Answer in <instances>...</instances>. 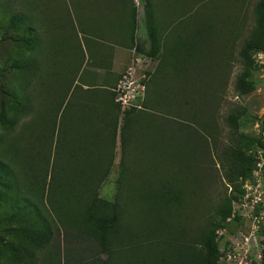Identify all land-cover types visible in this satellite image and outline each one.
I'll return each mask as SVG.
<instances>
[{"label": "trees", "instance_id": "1", "mask_svg": "<svg viewBox=\"0 0 264 264\" xmlns=\"http://www.w3.org/2000/svg\"><path fill=\"white\" fill-rule=\"evenodd\" d=\"M173 1L164 0L162 5L163 25L168 26L160 34L153 20V5L144 0L149 46L139 53L157 58V65L152 78L146 75V98L137 114L130 116L134 108L122 110L120 130L116 103L79 102L78 93L73 99L69 95L66 102H37L33 115L15 133L17 137L10 136L4 143V134L13 131L16 118L26 113L30 104L18 102L14 117L1 120L0 246L4 251L0 252V264L24 258V264H33V252L47 246L54 235L52 229L57 228L63 229L66 241L80 240L75 241V248L66 249L75 264L83 259L98 264L100 254L112 259L117 252L115 243L122 242L119 237L125 232L124 224L130 240L137 235L135 229L142 231L144 264H215L218 252L213 232L223 225L231 201L242 192L241 181L250 176L253 166V160L249 163L231 146L215 153L217 158L232 159L234 180L218 219L203 218L205 191L210 187L206 185L213 178L208 164L212 161L210 148L216 150L215 111L230 71L234 42L236 57L244 66L235 89L239 93L252 89L247 69L252 51L264 50V0L252 4L248 0H181L183 4L177 8ZM244 10L248 19L241 14ZM11 23L24 31L33 30L26 15ZM66 39L57 37L52 49L59 46L58 51L75 58L74 45ZM25 44H30L23 48L26 53L10 65L22 72V78L38 65L32 57L38 39ZM43 46L39 55L42 67ZM81 55H77L76 72ZM152 79L157 81L152 86H160L157 90L149 84ZM96 91L84 90L83 98ZM153 110L161 116L156 117ZM167 115L178 119L171 121ZM238 118L239 112L230 108L223 120L231 129ZM115 133L120 135L121 150L115 191L111 199H103L98 188L111 168ZM244 139L247 144L253 141ZM131 141L145 145L146 153L142 152L140 159L146 166L129 167L126 153L131 158L138 150ZM131 160L134 165V156ZM86 252L98 253L91 256ZM101 264H107L106 260ZM260 264H264V249Z\"/></svg>", "mask_w": 264, "mask_h": 264}, {"label": "rangeland", "instance_id": "2", "mask_svg": "<svg viewBox=\"0 0 264 264\" xmlns=\"http://www.w3.org/2000/svg\"><path fill=\"white\" fill-rule=\"evenodd\" d=\"M149 1L154 9V23L160 29V34H164L165 27L168 26L163 25L165 8L162 5L164 0ZM183 1H173V7H179L180 4H183ZM253 2L255 0H248L249 4ZM143 5L144 0H0V130L3 118L14 117V110L18 102H28L30 104L29 110L16 118L13 131L4 134L3 143L10 136L17 137L15 133L23 126L24 121H27L33 115V109L37 102H66L69 95L70 99H73V96L80 93L79 85L81 83L91 88L93 87L89 90L95 89L97 90L96 92H100L105 102H114L111 88L120 74L130 66L136 65L138 74L144 72L147 75L148 73L147 77L152 78L157 65V58L155 60L150 58L148 63L140 62V57H142L141 53H139L140 49H147L149 46L147 34L144 30L146 24H144L143 19ZM131 13L136 16L133 17ZM241 14L242 16L245 14L247 19L249 18L247 11H241ZM20 15L27 16V24L33 28L32 31H24L22 27L11 23V20L19 18ZM133 25L136 26L137 37L131 49L127 48V44L130 40L128 32ZM243 31L239 33L241 38L244 36ZM59 36L67 37L66 40L74 45L76 53L73 55L75 58L58 51L59 46L52 49L53 42ZM33 38L38 39V46L32 52V57L36 59L38 65L33 73L26 74V77L22 78V72L10 65L11 63L17 64V60L20 59L25 51L23 48L27 45L30 46V44H25V41L33 42ZM50 42L51 49L48 50ZM236 44L237 42H234L232 48H230L232 52V56L229 57L231 60L230 71L223 92L220 93L221 97L218 99V107L215 111L214 133L217 136L216 150L214 152L212 151L214 147L210 148L212 161L208 164V169L213 174V178L206 185L210 187L206 188L207 192L205 191L206 200L203 211L204 216L206 215L203 218L208 221L218 219V214L222 211V207H220L222 201L229 194L230 186H232L234 180L232 159L225 156L224 158L223 156L217 158L216 156L217 153L224 149L225 145L231 146L233 150L241 151L243 157L249 163L253 160L251 170L255 166V160H261L263 177L260 187L262 191L264 190V50L256 49L252 51V63L250 68L247 69V80L252 85V89L246 93H239L235 89V80L237 75L244 69V66L236 57ZM42 45H44V67H42L43 65L39 60L41 58L39 55L41 54ZM94 46H98L100 49H97L102 56L100 61L94 60L92 56L90 47ZM78 53L82 54L79 69L81 72L79 74L75 70L78 63ZM102 74V83L110 77L112 82L103 84L104 87L99 88ZM70 83L71 88L66 91ZM153 83H157L156 79H152L151 83L149 82L154 89L156 87L152 86ZM158 83L160 84V82ZM74 84L77 85L74 91L71 92ZM158 88L160 86L156 90ZM109 92L110 94H108ZM151 92L152 89L150 90ZM145 95L144 90V94L135 102L134 107H130L134 108L130 116L137 114V110L145 102ZM109 96H111V99ZM230 108L239 112V118L237 126L228 129L223 119ZM117 113V130H120L124 117L122 118L123 112L118 107ZM153 113L156 117L161 116L160 113H155V110H153ZM172 116L167 115L165 117L170 120ZM177 119L173 118L171 121ZM57 120L58 115L56 116V122ZM114 136L111 168L98 188V195L103 199H111L115 191V178L121 150L119 144L120 135L115 133ZM244 137H249L253 141L247 144ZM137 141L139 140L137 139ZM3 143L0 144V148ZM131 144L133 145L134 143L132 142ZM134 145L138 147L137 155H133L135 164L130 163L133 157L131 156L130 158V153H126L125 156L129 162V167L140 168L141 166H146V163H143L144 161L140 159L143 157L141 156L142 152L146 153L145 145L142 146L140 142ZM52 146L53 141L51 142ZM262 224L264 226V218ZM52 232H54V235L51 236V241L48 245L42 250L33 252V264H75L69 258L66 249L75 248L76 242L80 240L66 241L63 229H52ZM95 250H97V246ZM3 251L4 248L0 246V252ZM152 252L154 253V250ZM152 252H150V256ZM54 253L57 256H52ZM86 253L93 256L95 252ZM129 254L132 255L131 252ZM106 256L105 253L100 254L97 258L98 264H101L102 259H105L106 263L109 264L111 259L106 258ZM26 261L24 258L19 261L15 260L10 264H24ZM84 262L83 259L81 264H91ZM215 264L217 263L215 262Z\"/></svg>", "mask_w": 264, "mask_h": 264}, {"label": "built area", "instance_id": "3", "mask_svg": "<svg viewBox=\"0 0 264 264\" xmlns=\"http://www.w3.org/2000/svg\"><path fill=\"white\" fill-rule=\"evenodd\" d=\"M141 55V54H140ZM140 62L150 57L141 55ZM130 66L117 78L113 85V101L120 110L134 107L145 90L144 72ZM262 162L255 160L250 176L241 181L242 192L231 201L229 214L223 225L214 230L217 245V264H260L264 249L262 220L264 218V190L262 181Z\"/></svg>", "mask_w": 264, "mask_h": 264}, {"label": "crops", "instance_id": "4", "mask_svg": "<svg viewBox=\"0 0 264 264\" xmlns=\"http://www.w3.org/2000/svg\"><path fill=\"white\" fill-rule=\"evenodd\" d=\"M135 16L136 15H133V17H135ZM135 27L136 26L133 25V27L130 28V31H131L130 40L127 44V48H131V46H133V43L135 44V40L137 37ZM90 49H91L92 56H93L94 60L100 61L102 56L100 55V51H98V50H100L99 47L94 46V47H90ZM80 72H81V70L78 71V74ZM78 77H79V75H78ZM102 79H103V74L101 76V84L98 86L99 88H103L104 87L103 84H108V83L112 82L111 77L108 80L103 81L104 83H102ZM79 86H80V93H78L79 102H84V101H87V102H105L103 100L100 92L99 93L93 92V94L90 96V98L84 99L83 98V96L85 95L83 93L84 90L87 91L91 87L87 86L86 84L84 85V83H81ZM108 94H110V92ZM109 98H110V96H109ZM124 226L126 227L125 232L123 233L122 237H119V240L122 242L115 243L118 245V247H116L117 249H115V250H117V252L115 251V254L112 257L109 264H144L143 259H142V252H143L142 247L145 244L146 240L144 238H142V235H143L142 231L135 229V233L137 235L134 239L132 238L130 240V236L127 233V225L124 224ZM129 252H131L132 255H130Z\"/></svg>", "mask_w": 264, "mask_h": 264}]
</instances>
